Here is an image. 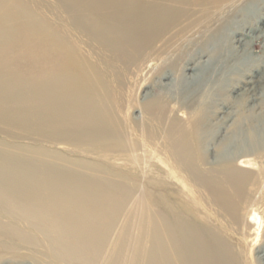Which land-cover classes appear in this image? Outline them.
<instances>
[{
	"label": "rangeland",
	"instance_id": "obj_1",
	"mask_svg": "<svg viewBox=\"0 0 264 264\" xmlns=\"http://www.w3.org/2000/svg\"><path fill=\"white\" fill-rule=\"evenodd\" d=\"M0 1V84L5 83L6 86H14L15 84V87L17 86L21 90L20 94H23L20 100L29 95L28 100L37 96L36 94H39L37 89L42 83H48L49 79L60 77L62 82L65 85L67 83L68 86L69 79L79 72L81 78L77 79V84L75 83L73 86L79 89L82 87L84 91L87 90L86 92H91L93 96L96 95L94 96L96 101H100L99 103L101 105L103 103L104 108H108L107 111L112 124L116 128V132L122 134L125 145L133 140L135 144L137 143L136 150L138 152L136 151L137 153L134 155L139 159L138 164L135 163L133 156L124 150L126 147L122 150L113 146L106 148L103 145H94L92 148L87 140L75 144L76 146H63L61 141L56 146V142L54 143V140H51L52 137L49 133L43 134L34 131L36 127L34 124L18 129L15 125L13 127L8 123H0V150L12 152L24 158H35L34 160L58 166L68 172L109 179L125 186L126 193L121 195L124 197L125 207L114 221L115 227L112 230L113 232L116 231L115 235L111 230L108 243L98 256L100 258L97 261L100 264H103L106 252L112 247V241L118 235L119 238L115 243L114 250L117 252L115 258H117L116 261L119 264L128 262L129 258L127 257L129 255L138 258V253L143 248L141 241L149 240V237L143 238L141 232H138V220L140 218L146 219L148 214L133 205L141 185H144L145 195L148 194L145 197L150 199L148 200L149 203L167 222L175 218H181L190 225L208 230L224 244L234 249L238 253V259L241 262L250 255L255 264H264V198H262L264 190L261 191L257 185L246 186L245 197L249 196L250 193L253 194L252 192L255 193V197L250 194L247 197V202L244 200L246 202L243 206L244 210L239 212L241 215L242 212L243 215L249 213L250 216L245 217L247 218V227L243 228L242 224L240 225L238 222L232 229L229 225L231 221L227 222L225 216L217 210H209L205 206L204 202L206 201L202 200L195 185L184 180L183 174L178 172L177 169L176 171L173 169L172 162L163 158L159 151L161 150L160 146L157 148L159 155L157 153L151 155L140 141V131L142 130L147 136H150V134L152 136L154 133L153 139L158 141L157 139L161 133V128L158 126L164 125L165 120L163 118L170 110L175 113V123L177 124V130L174 131L176 133L175 137H183L184 135L185 138L192 137L191 140L194 141L191 122L197 121V118L203 116L204 113V135L202 134L201 137L204 140L208 160L210 162L215 161L213 157H215L217 148L227 143L226 153L230 156L233 153L238 157L235 166L243 170L246 169L245 171L249 174L252 172L251 175L255 179L254 184H258L257 178L263 172L261 164H259L255 152L246 155L242 149L249 145L251 134L258 139L260 146L264 149V0H246L244 4L239 5L236 9L226 10L227 13L224 12V16L221 19L218 18L219 23L215 24L221 26V28L223 27L216 45L210 40L208 32L204 33V36L195 33L194 25L187 28L186 32H178L204 15H211L212 12H216L219 4L218 0H99L100 3L104 1L109 3L108 6H118L120 9L133 8V6L143 9L154 4L165 10L178 12V18L166 32L160 35L154 43L144 45L137 53L138 56H134V64L122 63L120 54L116 52V48L112 44L113 38L114 40L117 39V33L112 30L115 25L114 21L108 20L109 16L106 19V10L102 11L95 6L96 3L100 4L98 0H61V2L60 0ZM24 14L28 18H25ZM90 16L92 17L90 18ZM52 32L53 34H51ZM103 33H105V36ZM46 35L48 36L46 37ZM171 37L173 39L166 44ZM54 38L61 39L62 45L57 44L58 46H55L52 41ZM181 40L183 41L179 42ZM129 54L133 53L130 52ZM71 59H73L74 64L71 63ZM163 61H168L173 66L163 69ZM63 66L65 67L63 68ZM153 69H155L154 72ZM145 75L148 76L145 78ZM84 76L86 77L83 79ZM128 76L131 78H128ZM31 82L34 84H31ZM86 82L89 83L88 86ZM18 83H21V85ZM35 86H38V88ZM63 91L66 97L67 92H69L68 88L65 87ZM119 91H121V94ZM45 96H40L39 99L35 100L32 99L29 104L32 101L38 102V105L41 102H43L41 105L51 104L53 99H46L49 96L47 94ZM19 98L18 96L16 100ZM148 100H155V109L157 107L163 108L165 105V108L162 109L161 118L151 112L150 117H146L148 121L142 120L139 104L142 105ZM130 103L132 108L126 116ZM192 112H196V114L190 116ZM122 115L124 116L121 117ZM153 116L154 118H152ZM142 125H144V129H142ZM129 129H132V132ZM149 130L152 133H148ZM94 136V138H98L97 134H94ZM134 136L135 138L132 140ZM175 137H171L172 140L176 139ZM43 138L46 143L44 140L41 142ZM191 140H187L190 146L191 143L195 144ZM193 144L190 151L192 156L196 157L197 150ZM244 144L245 146H243ZM140 148L142 153H140ZM122 152L125 156L127 153V156H123ZM161 153H163L162 150ZM149 156H152V159ZM145 159L146 162L149 161L150 166L148 162L146 165L143 164ZM154 159H158V161ZM44 192L43 195L49 194V191ZM228 192L230 193V190ZM259 195L261 198L258 197ZM134 208L135 211L133 212ZM252 209L254 210L253 213H251ZM134 215H136V218L133 217ZM0 218V227L3 229L2 225L10 223L12 230L9 236L6 232L1 231L2 229L0 230V235H2L0 237V264H34L33 260L43 264H62V259L55 257L53 248L50 249L53 243L45 239L46 233L38 231L37 228L39 227L37 226H30L32 220H29L28 223V221H22L17 217L9 219L3 214H0ZM242 233L247 235L246 241L242 238ZM51 234L54 235L52 231ZM129 236L132 238L128 239ZM3 237L6 239L4 240ZM138 240L141 241L137 242ZM213 243V241H208L209 245H213ZM250 250H252L251 253ZM21 253L25 255L22 256L20 262L12 260V257L21 256ZM173 264H177L175 260Z\"/></svg>",
	"mask_w": 264,
	"mask_h": 264
},
{
	"label": "bare ground",
	"instance_id": "obj_2",
	"mask_svg": "<svg viewBox=\"0 0 264 264\" xmlns=\"http://www.w3.org/2000/svg\"><path fill=\"white\" fill-rule=\"evenodd\" d=\"M100 1L98 0L99 3ZM213 1H216V0H213ZM245 1L246 0H218L219 4L217 5L218 8L216 12H212L211 15H208V14L204 15L203 17L195 20L191 25L189 26L187 25L184 29H181L178 33H181L185 31L187 28L194 25L193 28H194V31H196L195 33H197L198 35L204 36L205 35L204 33L208 32L210 34L209 35L210 40L214 42V44L216 45L218 44V38L220 37V33L223 31V27L221 28V26L215 25L216 23H219L218 18L221 19V17L224 16V12L225 14L227 13L226 10L233 9V8L236 9L239 5L244 4ZM2 4L6 5L5 3H2ZM108 4L109 3L103 1L100 4L96 3L95 6L101 9L102 11L106 10L105 11L106 19L109 16L110 18L108 20L111 19L114 21L115 25L113 24L114 28L112 30H114L117 33V39L114 40L113 38L112 44H114V47L116 48L115 50L116 52L120 54L119 56L122 59V63L124 64H128V63L134 64L135 63L134 56L137 55L140 49H142L144 45H150L154 43V41L157 40L160 37V35L164 34L166 30L176 21V18H178L177 11H172L168 9L165 10L154 4L150 5V7H145L143 9H140L139 7L137 8L134 6L133 8L120 9L118 6L110 7L108 6ZM91 17L92 16H90V18ZM25 18H28V17H26L25 15ZM201 20L203 22H200ZM51 34H53V32ZM103 35L105 36V33H103ZM47 36L48 35H46V37ZM172 39L173 37L169 38L166 44ZM60 40L61 39L58 40L57 38L56 39L54 38V40L52 41L55 44V46H58L57 44L59 45L61 44ZM182 41L183 40L179 42H182ZM161 42H160V45H161ZM130 52H132L133 54H129ZM152 53L153 51L151 52V54ZM144 55L146 54L144 53ZM170 62L172 61L170 60ZM71 63L74 64L73 59H71ZM172 66L173 65L169 63L168 61L164 62V64L162 65L163 69L170 68ZM64 67L65 66H63V68ZM154 70L155 69H153V72ZM147 76L145 75V78ZM85 77L86 76H84L83 79ZM79 78L81 77L78 72L74 77H71L69 79L68 86H67V83L65 85L62 82L60 77L51 78L48 80V83L46 84L42 83L39 89H37L39 91V94L37 93L36 94L37 96H34V97L32 96L33 97L32 99L34 100L39 99L40 96L43 97L47 94L49 96H47L46 99H53V101L51 104H46V105L45 104L41 105L43 102H41L38 105L37 104L38 102L36 103L35 101L34 102L32 101V103L29 104V101L32 100V99L27 100V97L29 95L23 100H20L23 97L22 96L23 94H20L21 90L18 89L17 86L15 87V84L14 86H11V85L6 86L4 85L5 83L0 84V123H8V125H11L13 127L15 125L16 127H18V129H22L23 127L28 126L29 124H34L36 125L34 131L38 133H43V134L49 133L50 137H52L51 140L53 139L54 143L56 142L55 143L56 146L61 141H62L61 144L63 146L64 145L71 146V145L79 144L81 141H84V140L86 142L87 140V143L89 142L92 148L94 147V145L95 146L103 145L106 148L113 146V147H116V149H119V148L122 149L126 147V149L124 150L128 151L133 156L135 163L138 164L139 159L138 157H135L134 155L135 153L138 152L136 150L137 143L135 144L133 140L135 136L132 138L133 141L125 145V142H123V138L121 136L122 134L121 135L118 134L116 132L115 126L112 124L111 118L109 117V114L107 111L108 108L107 109L104 108L102 106L103 103L101 105L99 103L100 101L99 102L96 101L94 97L96 95L93 96L91 92H86L87 90L84 91L82 87L81 89H79L78 87L73 86V84L75 83L77 84L78 82L77 79ZM128 78H131V77L128 76ZM40 79L38 80L40 81ZM21 83H18V84L21 85ZM31 84H34V83L31 82ZM88 84L89 83H87L86 85L88 86ZM65 87H67L69 90V92H67L66 97L63 91ZM36 88H38V86ZM119 92L121 94V91ZM18 96L20 98L16 100ZM61 97H65L68 99L61 98ZM106 100L108 99L106 98ZM154 101L155 100H150V101L148 100L142 105L138 103L140 107L138 108L140 109V113L142 115L141 118L143 117L142 118L143 121L144 120L148 121L146 117L149 118L151 112H154V115H157L159 118H161V114L163 111L162 109L165 108L164 107L165 105L163 106V108L157 107L155 109ZM160 101H161V98H160ZM115 105H118V104H115ZM131 108L132 107L130 103L127 109V112H126V116H128V114L130 113L129 111ZM194 114H196V112L190 113V116ZM202 115L203 116H201L200 118H197L198 120L196 119L197 121L193 123L191 122L192 130H193V137L195 138L194 141L191 140L192 137L185 138L184 135L183 137L181 136L175 137L176 133H174V131L177 130V124L175 123V113L172 110H170L168 114L166 115V117L163 118L165 120L164 125L158 126L161 128L160 137L157 139L158 141L156 140L154 141L153 139L154 133L152 134V136L151 134L150 136H147L144 130L140 131L141 133L140 141L143 143L142 145L148 149L151 155H154L155 153L158 154L157 148L160 146L163 153H161V150L159 151H160V154H162L163 158L172 162L173 169H175V171L177 169L178 172L182 173L184 176L183 177L184 180H187V182L189 181L190 183L195 185V187L197 188L195 189L197 191L199 190L198 193L200 194V197L202 198V200L206 201L204 203H205V206L209 208V210L211 211L217 210V212H220L222 213L223 216H225L227 222L231 221V224L229 225L232 229L238 224V222L240 223V225L242 224L243 228H246L247 218L245 217H247L249 213L246 215H243V212H242V215H241L239 212L244 210L243 206L244 204H246L248 200L247 197H249L251 194L250 193L249 196L245 197L246 186L257 185V187H259L261 191L264 190V149L260 146V142L258 141V139L255 136H252V134L250 135L249 145L245 146L244 144L243 146L245 147H243L244 149H242L246 155L248 154L250 155L252 154V152L253 153L255 152L256 158L258 159L259 164H261L263 172L259 174V177L257 178L258 184H254L255 179L251 175L252 172H250L249 174V172L245 171L246 169L243 170L235 166V162L238 160L237 159L238 157H236L237 156L236 154L233 155L232 153V155L230 156V154L226 153L227 143H225L224 145H220L217 148L215 157H213L215 161L210 162L208 160V154L205 151L204 140L201 137L204 131L203 130L204 113ZM123 116L124 115H122L121 117ZM152 118H154V116ZM143 127L144 125H142V129H144ZM184 129L186 130V128ZM129 130H131L132 132V129H129ZM148 133H152L151 130H149ZM94 134H97L98 138H94L95 137ZM171 137H175L176 139L172 140ZM188 139L193 141L195 144L191 143V146H190L189 142L187 141ZM41 140H42L41 142H43L44 138ZM153 142L155 143L153 144ZM192 144L195 145L194 148H196L197 150L196 157L192 156V152L190 151V149L192 148ZM13 148H16V147H13ZM3 150H6V149H3ZM140 151H141L140 153H142V149ZM36 155L38 156V154ZM122 155H123V152H122ZM126 156H127V153H126ZM114 158H117V157H114ZM34 159L24 158L22 156L15 155L12 152L10 153L8 151L0 150V214L6 215L7 218L9 219H13V217H17L18 219L22 221L23 220L28 221V223L30 222L29 220H32L33 222L30 223V226L31 227L32 225L37 226L39 227L37 228L38 231L40 232L42 231V233L44 232L46 233L45 239L53 243L52 244L53 246H51L50 249L53 248L54 250L53 253L55 257H57L58 259H62L61 260L62 264H76V263L78 264H100L99 261H97L98 258H100L98 256L101 250L103 249V247L107 245L108 243V240H109L108 236H109L110 231L115 227L114 221L117 215L125 207V201L123 199L124 197L121 196V195H125L124 193H126L125 186L122 183L120 184V183L111 181L109 179H102V178H97L93 176L91 177L89 175L86 176L83 174L68 172L67 170H63L62 168H59L58 166H53L52 164H47L46 162L44 163V162H40ZM146 159L143 161V164L146 165V163L148 162V165H149V161L146 162ZM155 161H158V159ZM162 165L164 166V164ZM139 188H140L139 194L134 199V201L133 200L132 201H133V205H136L141 210L139 208L137 209H139L140 211H146L148 214L147 215L148 217H146V219L139 217L140 219L138 220L139 221L138 223L139 231L138 232H141V237L143 238L149 237V240H146V241L138 240L137 242L141 241L143 243V248L141 251H139L138 258L133 257L132 255L131 256L129 255V257H127L129 258L128 262H124L122 264H173L174 260L176 261L177 264H242V263L243 264H255L252 261L251 256L249 254L248 255L250 258L245 257L243 262H241L238 259V255H237L238 253L235 252L234 249L224 244L220 239L216 238L212 233H210L206 229H201L197 226L190 225L184 222L183 219L181 218H175L167 222V220H165L164 217L154 209V206H152L151 203H149L148 200L150 199L145 197L148 194L145 195L144 185H141V187L139 186ZM229 190H230V193L228 192ZM44 191H49V194L43 195ZM252 193L254 195L251 194V196L255 197V193L254 192ZM258 197L261 198L260 195ZM259 198L258 200H260ZM262 198H264V196ZM244 200H246V202ZM128 211H129V208H128ZM134 211H135V208L133 209V212ZM253 212L254 210L252 209L251 213ZM135 216L136 215H134L133 217ZM217 219H219V217ZM2 226H3V229L0 227V230L2 229L1 231L6 232V234L9 236L10 232L12 231L10 223H6L5 225H2ZM51 231L53 232L54 235L51 234ZM117 231L120 233L118 229ZM115 232H113L112 230V233H114V235H115ZM1 236L2 235H0V237ZM118 238H119V235L116 237V239L112 241V247L108 250V252H106L107 254L104 253L106 257L103 258L104 259L103 264H119L116 261L117 258H115L117 257V252L114 250L115 243L118 240ZM129 238H132V237L129 236L128 239ZM242 238L244 239V241H246L247 235H244L242 233ZM5 239L6 238H4V240ZM110 239H111V236H110ZM208 241H213L214 242L213 245H209ZM251 252L252 250H250V253ZM23 255L25 254L21 253V256L12 257V260L20 262ZM240 258L242 259V257ZM32 262L34 264H43L41 262H37L36 260L35 261L33 260Z\"/></svg>",
	"mask_w": 264,
	"mask_h": 264
}]
</instances>
